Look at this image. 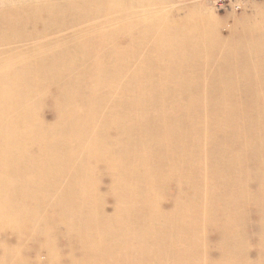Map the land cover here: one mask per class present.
I'll return each instance as SVG.
<instances>
[{
    "label": "rangeland",
    "instance_id": "1",
    "mask_svg": "<svg viewBox=\"0 0 264 264\" xmlns=\"http://www.w3.org/2000/svg\"><path fill=\"white\" fill-rule=\"evenodd\" d=\"M221 2L224 8L218 7ZM62 23L90 25L85 26L87 39L128 36L126 45L164 46L140 54L187 56L185 61L192 64L182 67L186 75L200 77L201 81L210 79L212 88L205 91L197 86L185 97H178L184 111L172 118H164L155 103L161 99L159 92L143 89L141 100L124 110L153 131L131 136L132 148H124L130 136L125 133L126 127L117 137L111 132L121 150L113 172L100 166V161L84 163L83 150L75 149L71 141L67 146L75 149L73 156L62 149L40 150L39 121L47 126L54 122L53 115L47 117L55 106L51 96H62L65 89H70V96L80 94L71 105L84 111L83 116H92L90 96L100 85V80L91 83V74L83 78L68 71L67 55L77 42L62 39L59 27L53 26ZM101 29L117 34H103ZM195 46L197 50H193ZM219 53L231 56L226 66L212 64ZM89 58L80 57L73 67L91 72L93 64L84 61L95 59ZM135 59L144 68L175 69L166 57ZM236 70L250 76L246 89L235 83ZM224 87L231 90L232 104L223 99ZM253 89L264 95V0H0V264H36V259L46 257L43 253L36 255L35 246L39 245L40 251L47 232L64 264H158L161 260L165 264L167 246L183 248L189 236L201 243L204 264L218 260L222 240L242 243L248 250L228 251L233 262L244 256L248 264H257L253 257L246 258L249 252L257 259L264 253V211L253 208L247 199L249 195L264 196L258 175L264 169V96L251 97ZM9 93L15 95L9 98ZM23 111L24 119L9 120V114ZM213 115L219 119L212 120ZM215 121L223 123L214 125ZM254 133L257 140L251 136ZM92 134L91 130L88 135ZM97 139L106 145L102 136ZM9 143L13 153L7 147ZM39 154L59 159L67 156L68 173L77 168L82 172L85 164L91 170V194L74 185L68 191H56L59 180L54 179V170L51 178L40 181L47 165L39 166ZM119 168L121 175L117 178ZM33 172L35 176L29 178ZM148 173L150 181L145 178ZM123 180L130 189L121 186ZM31 188H35L34 193H29ZM229 195L234 201L220 199ZM63 198L67 203L91 198L108 205L100 212L109 219L129 213L127 228L133 230L137 225L139 232L123 250L112 251L101 233L88 232L85 215L63 209L59 203ZM25 200H33L34 215L21 212ZM39 202H43L40 207ZM225 212L234 215L238 223ZM142 218L146 225L141 223ZM12 220L16 221L13 229ZM8 237L13 245H20L18 252L5 258ZM176 257H183L181 251Z\"/></svg>",
    "mask_w": 264,
    "mask_h": 264
},
{
    "label": "bare ground",
    "instance_id": "2",
    "mask_svg": "<svg viewBox=\"0 0 264 264\" xmlns=\"http://www.w3.org/2000/svg\"><path fill=\"white\" fill-rule=\"evenodd\" d=\"M81 25L62 23L55 24L53 26L59 27V30L63 35V40L68 39L71 42H77L73 51L70 52L69 55H67L70 58L68 71L72 75H79L83 78H86L91 74L93 76L91 78V83H98V81L100 80V85H98L97 92L90 96V99L93 103L91 104L92 116H83L84 111L71 105V102L78 99L80 94L78 96H70V89H65L62 96L57 93L55 95H52L51 102L55 106L51 113L47 114V117L53 115L52 118L54 119V122L52 125L48 123L47 126L44 122L39 121V139L41 140L39 149H62L64 151H69L70 156H73L75 149L79 148L83 150L84 163H92L93 161L97 163V161H100V166H107V168H109L113 172V167L116 169L120 160V153H118L121 151L120 142H117L116 140L119 130L122 127H126L125 133L126 135H130L127 136L128 143L126 144V146H124V148H132L131 136L133 137V135L137 132H139L140 134L148 135L153 131L152 127H143L142 124H138L137 120L128 115L124 110V107L128 108L129 105L141 100L143 89L152 90L154 92L158 91V95L161 97V99L155 101V103L163 111L164 118H172L176 114L183 113L184 111V103L180 98L185 97L186 93L189 90L194 89L197 86H199L200 89H204L205 91L212 88V81L210 79L201 81L200 77L193 78L186 75V70H183L182 67H187L189 64H192L188 61H185L187 56H161L162 54L159 55L154 53L140 54V52L143 51L154 52L156 50L163 49L162 47L164 46H158L157 48L147 45L148 43L146 45H136L132 42L131 44L126 45L128 36H122L123 38L119 39L113 38L114 40H109L103 37H101L99 40L95 38L87 39L85 26L90 25ZM97 26L102 27L103 29V25L97 24ZM111 32L113 31L102 30L103 34ZM113 33L117 34L115 31ZM129 33L130 32H125L126 35ZM66 35L67 37H65ZM77 35L80 36L78 38H75V36ZM93 42H96L98 44L91 45L93 44ZM105 42H107V44L102 45V43ZM208 43L209 41H205L206 45ZM197 48L198 47L195 46L193 50H197ZM81 51L87 53H77ZM80 57H90L89 59H95V62L93 60L84 61L85 64H93L91 72L84 73L83 71L75 69L73 67L74 62L79 60ZM137 57H166L168 59H171V62L168 65L175 67V69L170 70L163 67L155 68L154 66H152V68H144V64L137 62V60L135 59ZM230 57L231 56L225 55L224 53H219L216 57L217 61L216 58H212V61L214 62L212 64L226 66L227 58ZM177 66L179 67V69H176ZM237 71L238 70L234 72L237 74L235 83L239 85L238 88L246 89V87L249 86L248 83L250 82V76L245 74H238ZM96 76H100L101 78H97ZM73 80L75 81V78H73ZM121 80H124L125 83H122ZM222 90L224 93H226L223 99L227 103L232 104L233 95H231V90L228 87H224L222 88ZM85 94L86 96H89L88 91H86ZM253 94L254 95H251V97L255 96L257 98H261L264 96L260 94L257 89H253ZM14 95L15 93H9V98H12ZM83 97V101L86 102L84 92ZM165 98H170V101H165ZM201 103L202 105L205 104L203 102ZM10 107L11 104L9 102L8 108L10 109ZM89 110L90 109H88V112ZM245 115L253 118L251 113H249L248 111H245ZM21 116L22 119H24V117L26 116V112L23 111L22 114L17 113L14 116H11L9 114V120H22L20 118ZM215 119H219V116L213 115L212 120ZM162 123L165 124V121L162 120ZM222 123L223 122L215 121L214 125H220ZM44 130L48 132H45ZM91 130L93 131V134L89 136L88 134ZM111 132L117 134L116 137H112ZM101 136L102 141H106L105 146L100 140L97 139V137ZM251 136L252 138L257 140L255 133ZM44 137H50L53 139V141L50 142L49 140L44 139ZM69 141H71L72 146L76 147L75 149H70L67 146ZM244 144L246 145V143ZM9 146L11 147L12 152V145L10 143L7 147ZM166 147H169V144H167ZM214 150L216 151V156L221 157L220 151L218 149ZM38 159L39 166L47 165L43 169L40 181L51 178L54 170V179L59 180L56 191H68V189H70L73 185L77 186L80 191L82 190L83 192H86L88 194H91V191H93L91 181L92 175L90 176L91 170L85 164H82V166L84 167V170L82 172L77 168L75 172L68 173L66 164L69 158L67 156L66 159L65 157L59 159L52 154H39ZM16 161L17 163H19L18 159ZM35 166H37V163ZM196 167L200 172L202 171L199 164H197ZM120 169L121 168L118 169L117 178H119L121 175ZM230 169H233V166H231ZM35 174L36 173L34 172L29 173V178L35 176ZM258 175L261 181L260 184L264 188V169L260 171ZM145 178L150 181V173H148ZM116 184L117 182L115 183L114 187H116ZM118 185L120 186V183H118ZM121 186L127 189L131 188L128 182L125 180L122 181ZM34 190L35 188L28 189L29 193H34ZM94 193L98 194V191L95 189ZM220 199L223 201L233 200L230 195L227 198L220 197ZM247 199L251 202V205L253 204V208H257L259 211H264V196L257 197L254 195H249L247 196ZM258 200L259 202L257 204L256 201ZM42 203L43 202H39V207ZM59 203L63 206V209L65 211L73 215H85L87 217L85 224L88 232L96 231L101 233L103 235L104 244L112 251L117 252L123 250L125 246L132 243V235H135L139 232L137 225V228L135 227L133 230H131L130 227L127 228L126 224L130 215L129 213L118 214L117 218L119 220L115 217H111V219H109L108 217L105 218L104 213L100 212V210L102 208H109L107 207L108 205H102L103 203H98L91 198H82L79 200H75L72 203H67L66 199L63 198L59 200ZM23 205L24 206L21 207L22 213L29 216L35 214V212L32 211L33 200H25V203ZM225 213L230 214L229 212ZM230 215L234 218L235 222L238 223L236 217L232 214ZM141 223L146 225V219L142 218ZM15 224V220H12L10 222L11 229L14 228ZM198 227L199 224H197L196 229H198ZM11 229H9V231ZM128 233H130L129 236ZM117 234H121L123 236L118 237L116 236ZM237 236L238 232H236V237ZM5 242V248H8L9 250L8 254L5 253V258L9 257L13 253V251H19V249L17 248V245L18 247L20 245L19 242L18 244L13 245V239L10 237H8ZM145 242L146 241L143 242V245ZM261 242L264 243V239H261ZM240 249L248 251L242 243L232 244L228 240H222L220 248L218 250L219 258L212 264H248L245 261L244 256L240 260H236L233 262V258L228 254V251H237ZM158 250L162 251L161 248H158ZM180 251L181 254H183V257L179 259L176 256ZM167 252L168 255L165 264H204L202 257L203 247L201 243L193 236H189L187 244L183 248L177 249L173 245L167 246ZM42 253L46 257H44L43 259H36V264L65 263L61 262L63 261L62 258H60L61 261L59 260L58 249L56 248L54 239L49 232L46 233V243L41 245L40 251L39 245L35 246V254L39 255ZM247 254L248 255L246 258L248 259L249 257H253L257 264H259L261 260H264V253L260 257V259H257L255 257V254L253 255L250 252ZM145 255L146 253L143 254V256ZM161 258H163V255L161 256ZM83 259H86V255L83 257ZM7 264H9L8 261ZM158 264H164V262L161 260L158 262Z\"/></svg>",
    "mask_w": 264,
    "mask_h": 264
},
{
    "label": "built area",
    "instance_id": "3",
    "mask_svg": "<svg viewBox=\"0 0 264 264\" xmlns=\"http://www.w3.org/2000/svg\"><path fill=\"white\" fill-rule=\"evenodd\" d=\"M219 8H224L225 7V5H224V3L223 2H221L220 4H219V6H218Z\"/></svg>",
    "mask_w": 264,
    "mask_h": 264
}]
</instances>
